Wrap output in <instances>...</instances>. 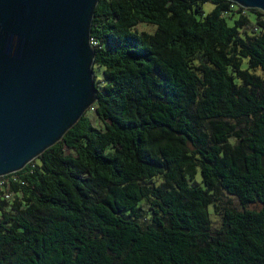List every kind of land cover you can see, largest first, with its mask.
<instances>
[{
	"label": "trees",
	"instance_id": "1",
	"mask_svg": "<svg viewBox=\"0 0 264 264\" xmlns=\"http://www.w3.org/2000/svg\"><path fill=\"white\" fill-rule=\"evenodd\" d=\"M90 39L95 100L0 176V264H264V11L98 0Z\"/></svg>",
	"mask_w": 264,
	"mask_h": 264
},
{
	"label": "water",
	"instance_id": "2",
	"mask_svg": "<svg viewBox=\"0 0 264 264\" xmlns=\"http://www.w3.org/2000/svg\"><path fill=\"white\" fill-rule=\"evenodd\" d=\"M264 11V0H230ZM98 0H0V176L56 143L95 100Z\"/></svg>",
	"mask_w": 264,
	"mask_h": 264
},
{
	"label": "rangeland",
	"instance_id": "3",
	"mask_svg": "<svg viewBox=\"0 0 264 264\" xmlns=\"http://www.w3.org/2000/svg\"><path fill=\"white\" fill-rule=\"evenodd\" d=\"M204 6H205V9L206 10H210L214 5L211 3V2H206L205 4H204ZM140 27H141V25H140ZM149 27V29L148 30H151V26H148ZM142 28V27H141ZM89 114H90V116H94V113L92 112V111H89Z\"/></svg>",
	"mask_w": 264,
	"mask_h": 264
},
{
	"label": "built area",
	"instance_id": "4",
	"mask_svg": "<svg viewBox=\"0 0 264 264\" xmlns=\"http://www.w3.org/2000/svg\"><path fill=\"white\" fill-rule=\"evenodd\" d=\"M90 43H91V39H90Z\"/></svg>",
	"mask_w": 264,
	"mask_h": 264
}]
</instances>
